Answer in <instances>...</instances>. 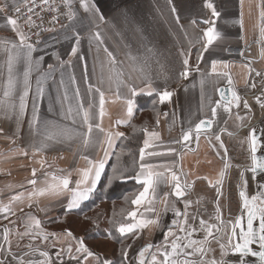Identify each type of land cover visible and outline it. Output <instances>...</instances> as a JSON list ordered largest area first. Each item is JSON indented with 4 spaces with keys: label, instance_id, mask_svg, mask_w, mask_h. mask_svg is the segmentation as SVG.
Wrapping results in <instances>:
<instances>
[{
    "label": "snow or ice",
    "instance_id": "1",
    "mask_svg": "<svg viewBox=\"0 0 264 264\" xmlns=\"http://www.w3.org/2000/svg\"><path fill=\"white\" fill-rule=\"evenodd\" d=\"M168 2L179 23L176 5L172 4V0ZM238 3L240 8L238 23L243 30L244 0H238ZM203 6L210 10L211 14L210 19L203 20L208 27L200 30V35L194 42L189 41L190 46H198L196 63L193 65L190 62V50L187 52L181 50V70L178 77L187 80L193 71L200 75L201 111L205 106L206 85L212 84L215 87L219 99L213 101L211 95L207 96L210 116L200 118L198 121L190 118L187 127L181 122L178 136L171 141L175 147L159 150L160 133L150 131L146 125L140 127L143 140L137 158L134 153L126 152L123 146L116 151V142L127 139L125 132L119 131L118 128L129 126L134 132L137 131V126L131 121L138 96L155 95L156 99L153 101L155 110L157 104L171 103L175 94L174 90H169L166 85L162 89L154 86L149 58L129 52L126 59L130 70L125 69L124 62L119 61L104 44L101 32L99 30L91 32L87 38L89 48L95 45L97 59L101 49L106 57L100 64L98 79L93 82L92 73L95 72V68L89 72L87 58L81 53L83 39L81 32L94 18L98 17L101 22L105 20L95 0H59V3L57 0H0L3 27L10 29L14 34L12 39H0V117L15 123L16 131L8 137L12 143L19 138L23 123H27L28 147L32 149L30 159L40 165L43 176V180H40L37 169L32 168V179L26 181L31 190L20 185L23 191L12 195L8 204H0V216L5 220L15 216L16 209L13 205L23 203L25 199L28 201L29 209L35 204L37 211L46 214L51 210L50 205L40 206L39 203L40 199L45 197L58 199L64 207L65 214L80 209L96 192L102 176H105L106 165L113 157L116 162L111 164V171L106 175L105 190L117 182L133 181L139 186L123 196L127 207H122L119 211L113 207L108 218L109 227L104 230L105 239L120 245L118 262L91 250L86 245L84 237L76 236L69 228L59 233L48 231L43 226L44 222L30 211L24 213L22 232L15 227V221H9L13 224L11 228L7 225L0 226V264H66L65 257L67 264H264V126L257 127L250 122L252 106L237 90L230 71V62L214 57L215 44L221 36L215 27V18L220 16V12L217 11L213 0H205ZM256 7L259 38L254 42L260 45V58L264 60V0H257ZM80 10L83 11V16L78 15ZM42 13L53 14L49 21L53 26L63 16L67 21L60 24L65 30L64 39L73 40L67 53L68 59H63L56 53L55 62L47 64L46 68L45 56L38 52H42L43 48L49 45L40 38L41 32H52L55 28L43 26ZM37 20L40 23H37ZM190 23L196 26L198 22L193 19ZM181 27L183 28L182 25ZM185 35L187 36L186 30ZM240 38L244 39L243 36ZM147 51L150 53L152 50L149 48ZM239 55L244 56V50H241ZM74 57L81 63L82 79L85 83L83 93L74 71L68 72L67 79L65 78L67 69L74 68L72 62ZM252 63L253 61L249 60L242 65L247 70L245 86L251 89L257 87L255 82H249L252 73L260 78L261 92L255 95L254 99L264 118V71L252 68ZM202 64H208V67L204 69L201 67ZM137 80L143 87L137 86ZM221 80L226 82L225 87L218 86ZM49 82L55 85L58 107L54 108L50 101L48 114L42 116L40 103L46 95H50ZM106 82L108 91L112 92L114 97L111 102L120 101L124 105L123 117L116 119L114 126L108 129L102 124L107 114L106 103L109 102L104 89ZM241 108L245 110L244 115L240 114ZM160 115L161 113L157 112V127L160 124ZM163 115L167 118L169 114ZM229 120H235V132L228 130ZM174 123L173 120L172 124ZM218 125L223 126L217 130L215 126ZM169 127L171 129L172 125ZM242 129L247 130V135L240 143L247 145L248 162L242 167L235 166L238 169L239 214L225 220L220 198L223 195L224 178L234 166L228 157L222 135L226 133L233 137ZM0 134H4L3 128H0ZM202 137L222 161L215 181L207 175H195V179L190 180L189 177L194 173L186 171L182 163L185 154L193 151V144L198 151ZM57 145L68 146L69 149L75 145L74 158L83 160L85 166L59 168L54 163H49L43 153ZM92 150L102 154L93 155ZM126 154L131 156L130 166L121 162ZM20 155L28 156L27 148L21 149ZM37 156L40 158L36 159ZM160 157L172 159H154ZM73 174L77 177L75 180L72 178ZM249 174L253 181L251 193ZM199 180L206 181L208 187L216 192L213 212L207 214V219H205L207 210L201 211L203 198L198 197L196 200L189 198L196 181ZM38 183L43 186L37 187ZM19 211L23 213L24 210L20 208ZM169 212L173 218L161 229L162 217ZM84 219L94 227L99 226L100 216L85 215ZM150 228L161 229L162 240L141 246L135 256L130 258L132 245H126L125 241L130 238L139 239L144 230ZM13 238L17 241V248L21 247L20 241L27 239L28 243L23 246L26 250L13 251ZM41 245L45 247L42 248ZM57 245L60 247L53 256L47 248H57Z\"/></svg>",
    "mask_w": 264,
    "mask_h": 264
},
{
    "label": "crops",
    "instance_id": "2",
    "mask_svg": "<svg viewBox=\"0 0 264 264\" xmlns=\"http://www.w3.org/2000/svg\"><path fill=\"white\" fill-rule=\"evenodd\" d=\"M95 2L103 13L105 20L104 22H101L98 17L94 18L88 24V27L81 32L83 37L81 42V53L87 58L89 72L91 73L93 68H95V72L92 73L93 82H96L98 79L100 75V64L106 59V57L101 49L99 59H97L95 45L93 44L91 49L89 48L87 38L91 32L96 30L101 32L104 44L114 53L119 61L124 62L125 69H129L126 59L127 53L131 52L133 55L148 57L150 60V73L154 81V86L162 89L166 85L169 90H174L175 94L172 97L171 103L165 102L164 104H158L157 107H155V110L153 108L141 112L138 111V100L143 97L154 99H156V97L155 95L148 96L145 94L138 96L136 98V108L131 123L133 125H138L144 117L146 121L143 122L142 125L145 123L150 131L155 130L160 133L161 141L159 143L161 147L159 150L163 151L167 147H175L174 144H171V141L174 137L178 136L181 122L187 127V121L190 118L194 121H198L200 118L210 116L209 108L207 106V96L211 95L213 101L219 99L215 87L212 84L206 85L204 88L205 106L201 111L199 108L201 103V88L199 84L200 75L193 71L187 80L178 77V72L181 70V50L185 52L190 50V62L193 65L196 63L195 56L198 46H190L189 41L194 42L200 35V30L208 27V25L203 23V20L211 18L210 10L203 6L205 0H172V4H175L178 10L180 17L179 23H177L175 15L171 12V6L168 0H95ZM213 2L217 11L220 12V16L215 18V27L221 33L220 38L215 44L214 57L230 62V71L236 82V88L242 97L247 99L248 103L252 106L250 122L255 124L262 119L264 120L261 115L262 110L255 103L254 99L255 95H259L261 92V81L259 77H256L255 74L252 73L249 82H255L257 87L255 89L246 87L245 77L247 75V70L244 69L242 65L251 60L253 61L251 65L252 68L257 71H264V60L260 58V45L254 42L259 38L258 29L256 27L258 23V9L256 7L257 0H244L243 30H241L238 23L240 12L238 0H213ZM78 15L83 16V11L80 10ZM193 19L198 22L196 26H192L190 23ZM3 24V18H0V39L14 38V34L10 29L3 27ZM185 30L187 31V36L185 35ZM64 32L65 30L60 28L56 32L46 34L41 38L49 45L47 48H43L42 46L43 51L38 52V54H43L45 56V68L47 67V64L55 62L54 54L56 53H58L61 58L68 59L67 53L73 44V40H65ZM241 36H243L244 39H241ZM149 48L152 50L150 53L147 51ZM241 50H244V56L239 55ZM207 59V54H205V60L207 61ZM72 62L74 68L67 69L65 78L67 79L68 72L74 71L81 92L83 93L85 90V83L82 79L81 63L75 57L72 58ZM201 67L206 69L208 64H202ZM105 76H107V72H105ZM56 79L57 81L59 80V73L56 74ZM34 81L35 73L33 74V87H35ZM136 83L138 87H143L138 80ZM225 84L226 82L221 80L218 86L225 87ZM48 88L50 95H46L44 100L40 103L42 116L48 114L47 109L50 101L54 108L58 107L55 99V85H52V83L49 82ZM104 89L106 97L109 98V102L106 103L107 114L104 116L102 124L105 129H108L114 126L116 119L123 117L124 105L120 101H116L115 103L111 102L114 97L112 92L108 91L107 82L104 85ZM85 103L87 104V98H85ZM94 111H98V109H94ZM239 111L241 115H244L245 110L243 108ZM157 112L161 113L159 116L160 124L158 127L156 126ZM163 113L169 114L167 118ZM173 120L175 121L174 124H172ZM170 124L172 125L171 129L169 127ZM235 125V120H229L227 124L228 130L235 132ZM221 126L223 125L215 127L218 130V127ZM0 128L4 129V134H0V204H8L9 198L12 195L24 190L20 185H24L29 191L31 190V186L27 185L26 181L32 179V168L37 169V176L40 180H43V176L41 174L40 165L30 159L32 149L31 147H28L29 137L27 123H23L18 134L19 138L15 139V143H12L8 138L16 131L15 123L11 120L0 117ZM128 128L130 127L120 126L118 130L126 132ZM246 133L247 130H240L239 134L233 137H229L226 133L222 135V139L228 150V157L231 159L234 166L229 169L228 174L225 176L223 187L226 185L230 176L238 171L235 167L238 161L237 141L238 138L243 139ZM75 147L76 146L73 145L72 149H69L68 146L57 145L53 148H49L43 153V156L49 163H54L55 166L59 168H82L85 166V162L78 157L74 158ZM24 148H27L29 153L28 156L20 155V150ZM192 148L193 151L187 152L182 161L185 170L194 173L189 179H195V175H207L215 181L217 173L222 167V161L215 155L214 150L210 148L209 144L203 137L199 142L198 151L196 150L195 144L192 145ZM92 154L98 156L102 153H96L92 150ZM60 157L63 158L61 159ZM39 158V156L36 157V159ZM154 159L171 160L172 158L160 157ZM208 161H211V163H208ZM247 162L248 161H245L243 164ZM72 178L75 180L77 177L73 174ZM9 185H11V187H9ZM42 186L43 185L40 183L37 184V187ZM230 187L232 189L234 188V186ZM222 192H225L223 188ZM249 192L251 193L252 190L250 189ZM215 196V190L208 187L206 181L199 180L196 181L193 190L190 192L189 198L193 200H196L198 197L203 198L201 202V211H204V209L207 210V213L205 214V219H207V214L213 212V200ZM221 198L220 205L223 209L224 219L226 220L228 219V214H232L235 211H226L227 208ZM86 202H84L82 206H84ZM27 203L28 201L25 199L23 203L14 204L13 207L16 209V215L10 216L8 220H5L0 216V226L7 225L11 228L13 227V224L9 221H15V227L22 232L24 230V213L31 211L44 222L43 226L48 231H52L51 226L56 224V232L58 233L69 228L76 236L84 237V235L80 234V225L83 222L80 212L81 208L65 214L64 207L58 199L45 197L41 198L39 201L40 206L50 205L51 207V210L45 214L37 211L35 204L32 209H29ZM158 207L162 206L158 205ZM178 207H182V205H178ZM20 208H23V213L19 211ZM106 218L107 216L103 221ZM172 218L171 212L164 215L161 221V229L164 225L168 224ZM161 229H145L139 239L134 238L129 253L130 258L135 256L137 250L141 246L149 242H160L162 240ZM84 239L86 245L91 250L102 254L104 257L115 261V257L119 256L118 249L120 245L112 240H107L103 236L84 237ZM12 243L13 251L21 252L22 250H26L23 246L28 243V240L24 239L23 241H20L21 247L19 248L16 247L17 241L15 238H13ZM37 243H39V241H37ZM41 247L44 248L45 246L41 245ZM59 247L60 245H57V248H47V250L54 256ZM64 259L67 264V257ZM250 259L254 260V258Z\"/></svg>",
    "mask_w": 264,
    "mask_h": 264
},
{
    "label": "trees",
    "instance_id": "3",
    "mask_svg": "<svg viewBox=\"0 0 264 264\" xmlns=\"http://www.w3.org/2000/svg\"><path fill=\"white\" fill-rule=\"evenodd\" d=\"M154 98L143 97L138 100V111H144L147 109H153V101ZM158 105V104H157ZM157 105L155 107H157ZM138 118V116H137ZM146 120L144 117L141 119V122L136 125L137 131H133L132 127L128 128L125 132L127 139L122 141H117L116 151H119L120 147L123 146L126 149V152L130 151L134 153L138 158V149L142 146L143 140V132L139 131L140 127L145 126L143 122ZM141 124V125H140ZM115 158L109 161L107 168L105 170V176L102 177L100 184L98 185L96 192L93 196L85 203L84 206L81 207L80 212L82 215V221L87 225L85 232L82 233L84 237H92V236H103L104 230L109 227L108 218L111 216L112 209L115 207L116 211H119L122 207H127L125 205L123 196L135 188H138V185H135L133 181L127 182H117L111 188H107L106 186V175L111 171V164L115 163ZM121 162L125 165H131V156L124 155L122 157ZM88 217H97L100 216L99 226L94 227L89 221L84 219V216ZM107 216V218L103 221V219ZM90 225V226H89ZM134 238L127 239L125 244H131ZM120 257L116 256L115 261H119Z\"/></svg>",
    "mask_w": 264,
    "mask_h": 264
},
{
    "label": "flooded vegetation",
    "instance_id": "4",
    "mask_svg": "<svg viewBox=\"0 0 264 264\" xmlns=\"http://www.w3.org/2000/svg\"><path fill=\"white\" fill-rule=\"evenodd\" d=\"M254 125H256L257 127L264 126V120L262 119V120H260V122H257ZM242 130H246V129H242ZM246 135H247V133L244 135V137ZM239 139L241 141L244 138L243 139L238 138V141H237V151H238L237 165H241V167H242L243 162L247 161V159H246V157H247V153H246L247 145L246 144L242 145L240 143ZM249 176H250V174H249ZM237 183H238V171L230 176L226 185L223 187V190H225V192H223V196L221 199H223V203L225 204V206L227 208L226 211H232V210L235 211L232 214H228V217H227L228 219L239 214L238 213L239 204H238V194H237ZM230 186H234V188L232 189ZM250 189L253 190V181L251 180V176L249 177V191H250ZM230 193H232L233 195Z\"/></svg>",
    "mask_w": 264,
    "mask_h": 264
},
{
    "label": "built area",
    "instance_id": "5",
    "mask_svg": "<svg viewBox=\"0 0 264 264\" xmlns=\"http://www.w3.org/2000/svg\"><path fill=\"white\" fill-rule=\"evenodd\" d=\"M57 2L59 3V0H57ZM61 10L64 11L63 8ZM42 15L44 16L43 26L44 27H54L55 28V31H52V32H41V37L40 38H42L46 34L54 33L57 30H59L61 28L60 27V24L67 23V21L63 18V16H61L60 21L53 26V25L49 24V21L51 19V15H53V14L52 13H42ZM33 18L36 19L35 16ZM37 23H40V21L37 20ZM33 40H35V37H33Z\"/></svg>",
    "mask_w": 264,
    "mask_h": 264
},
{
    "label": "rangeland",
    "instance_id": "6",
    "mask_svg": "<svg viewBox=\"0 0 264 264\" xmlns=\"http://www.w3.org/2000/svg\"><path fill=\"white\" fill-rule=\"evenodd\" d=\"M80 227H81L80 234L82 235V233L85 232L87 225L82 222ZM56 229H57L56 224L54 226H51V230H52L51 232H56Z\"/></svg>",
    "mask_w": 264,
    "mask_h": 264
}]
</instances>
